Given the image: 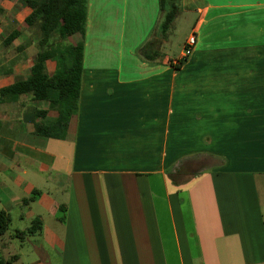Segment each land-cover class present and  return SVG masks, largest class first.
Listing matches in <instances>:
<instances>
[{
	"label": "crops",
	"instance_id": "0c3cea01",
	"mask_svg": "<svg viewBox=\"0 0 264 264\" xmlns=\"http://www.w3.org/2000/svg\"><path fill=\"white\" fill-rule=\"evenodd\" d=\"M184 3L198 42L180 68L185 40L160 61L136 53L159 0H88L67 38L83 45L75 109L0 92L1 264H264V0ZM31 12L0 0V44L20 55L0 57V91L32 76ZM197 158L219 163L172 180Z\"/></svg>",
	"mask_w": 264,
	"mask_h": 264
},
{
	"label": "trees",
	"instance_id": "16d2710c",
	"mask_svg": "<svg viewBox=\"0 0 264 264\" xmlns=\"http://www.w3.org/2000/svg\"><path fill=\"white\" fill-rule=\"evenodd\" d=\"M22 4L32 10L26 21L30 26L37 25L41 32L40 51L37 62L28 80H19L1 89L6 99L32 92L36 99L48 100L52 106H60L63 118H66L77 105L80 75L83 60V45H72L68 37L79 32L84 33L88 0H21ZM160 24L152 31V37L137 48V55L150 62L160 61L163 56V42L170 39L173 22L179 13V0H159ZM20 32L13 31L5 43H11ZM168 39V40H169ZM72 55L70 66L66 57ZM52 57H62L63 66L54 76L46 73L45 61ZM186 59H182L176 68H180ZM57 90V98L52 93ZM197 160V159H195ZM205 160H186L180 164L175 173H170L174 182L186 176L185 169L206 166ZM182 180V179H181ZM10 217L0 211V236L8 229Z\"/></svg>",
	"mask_w": 264,
	"mask_h": 264
},
{
	"label": "rangeland",
	"instance_id": "374dc122",
	"mask_svg": "<svg viewBox=\"0 0 264 264\" xmlns=\"http://www.w3.org/2000/svg\"><path fill=\"white\" fill-rule=\"evenodd\" d=\"M195 5V3H194ZM194 5L193 3H190V7L189 10L187 11L185 9L186 4L184 3V0H179V13L176 16L174 22H173V26L171 28L170 31V39H169V49L168 52L171 54H174V52H176V50L178 49L176 47V45L181 41V40H185V36L189 31V24L192 23V21L194 22V18H195V14H194ZM193 24V23H192ZM185 42V41H184ZM168 53V54H169ZM3 55H6V57H20V55H17L16 52H14V48H3L2 44H0V57H5ZM201 158H197V160H200ZM202 160V159H201ZM203 160H205V163L207 164H214V163H219V160H214V159H209V158H204ZM190 170V168L185 169V173H187ZM187 178V176H182L180 177L181 179H185ZM16 243H19V239H15ZM26 242H28V239L26 238ZM27 247H29V245H26V248L23 250L25 255H29L30 252L27 251L26 249H28ZM35 255V253H34ZM1 260H2V256L0 255V264H1Z\"/></svg>",
	"mask_w": 264,
	"mask_h": 264
},
{
	"label": "built area",
	"instance_id": "2783aa9c",
	"mask_svg": "<svg viewBox=\"0 0 264 264\" xmlns=\"http://www.w3.org/2000/svg\"><path fill=\"white\" fill-rule=\"evenodd\" d=\"M197 42H198L197 33L196 32L191 33L183 43L182 55L180 57L171 59L169 63L173 66L179 65L182 59H186L192 54V52L194 51L197 45Z\"/></svg>",
	"mask_w": 264,
	"mask_h": 264
}]
</instances>
